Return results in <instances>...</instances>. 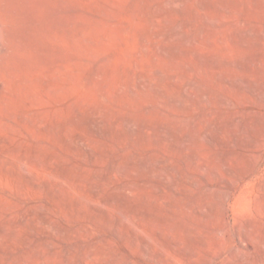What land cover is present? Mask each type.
Here are the masks:
<instances>
[{
	"label": "rangeland",
	"instance_id": "1",
	"mask_svg": "<svg viewBox=\"0 0 264 264\" xmlns=\"http://www.w3.org/2000/svg\"><path fill=\"white\" fill-rule=\"evenodd\" d=\"M0 264H264V0H0Z\"/></svg>",
	"mask_w": 264,
	"mask_h": 264
},
{
	"label": "bare ground",
	"instance_id": "2",
	"mask_svg": "<svg viewBox=\"0 0 264 264\" xmlns=\"http://www.w3.org/2000/svg\"><path fill=\"white\" fill-rule=\"evenodd\" d=\"M163 177V176H162Z\"/></svg>",
	"mask_w": 264,
	"mask_h": 264
}]
</instances>
